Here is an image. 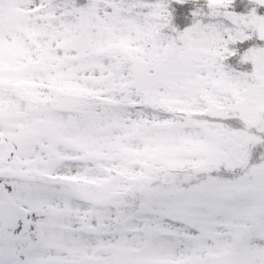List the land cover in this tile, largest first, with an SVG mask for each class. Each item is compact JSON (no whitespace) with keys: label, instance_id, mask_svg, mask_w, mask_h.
Wrapping results in <instances>:
<instances>
[{"label":"snow or ice","instance_id":"6c2138e0","mask_svg":"<svg viewBox=\"0 0 264 264\" xmlns=\"http://www.w3.org/2000/svg\"><path fill=\"white\" fill-rule=\"evenodd\" d=\"M0 264H264V0H0Z\"/></svg>","mask_w":264,"mask_h":264},{"label":"trees","instance_id":"16d2710c","mask_svg":"<svg viewBox=\"0 0 264 264\" xmlns=\"http://www.w3.org/2000/svg\"><path fill=\"white\" fill-rule=\"evenodd\" d=\"M182 21H183V19L178 17V22L181 23Z\"/></svg>","mask_w":264,"mask_h":264},{"label":"rangeland","instance_id":"374dc122","mask_svg":"<svg viewBox=\"0 0 264 264\" xmlns=\"http://www.w3.org/2000/svg\"><path fill=\"white\" fill-rule=\"evenodd\" d=\"M181 14H183V13H181ZM186 22H187V21H186V19H185L183 23H186Z\"/></svg>","mask_w":264,"mask_h":264}]
</instances>
